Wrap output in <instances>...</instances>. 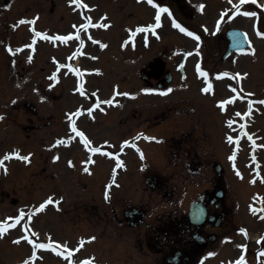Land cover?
Returning a JSON list of instances; mask_svg holds the SVG:
<instances>
[{"label":"rangeland","instance_id":"rangeland-1","mask_svg":"<svg viewBox=\"0 0 264 264\" xmlns=\"http://www.w3.org/2000/svg\"><path fill=\"white\" fill-rule=\"evenodd\" d=\"M7 1L0 0V117H3V119H0V159H3L6 154L11 155L14 152H18L20 156L22 154L29 156V161L25 162L17 158H13L14 160H4V164L8 163V166L0 169V220L4 222V226L15 225L17 223L16 218L20 216L21 212L24 213L23 218L19 220L13 231H11V227V230L10 228L6 230H10V234L0 236V264H16L19 260L29 255V249L31 248V245L28 244L29 242L27 243V240L20 239V243L17 244L14 243L16 238L27 236L33 241L30 232L43 230L44 232H52V237L56 239L72 238L75 240L77 234L72 233V230H69L66 226L73 228L79 224L86 228L80 229L83 231L82 234L101 233L100 228L104 233L105 231L107 233L100 234L101 243L94 241L92 244H87L85 248L89 251L97 253L101 247L105 249L107 242H110L111 239L119 247L120 255H130L133 261L141 263L142 259L138 260L137 258V256H140V252L137 248H134L129 235L134 229L126 224L123 226L119 225L120 229H123L122 232L126 234L121 238H116L113 235L115 232L111 231V228L117 223L110 220L109 207L94 206V202L102 201L101 196L102 199H105L106 190L109 193V199H111L114 191L110 189L116 188L117 192L115 191V193L121 203L118 207L124 206L122 200L126 197L133 199V201H148L150 205L156 206L160 203L157 201L162 200L163 193L165 191L169 192L173 187V181H169L171 184H167V186H163L164 182H160L153 189H144L145 186L142 189L144 185V172L141 171L145 170V174H147L156 170L162 173L161 177L174 178L173 174L177 173V168L168 163V152L164 151V156L159 155L157 145L149 144V142L143 143V140L139 142L134 141L138 150L144 155V158H139L134 149L127 148L123 144L132 141L133 137L140 133L142 129L146 130L145 126L147 122L144 121V118L146 116L152 117V113L158 110L154 106L165 108L162 103L164 106H169L179 101L186 106L194 107L198 124L209 130V142L207 145L209 159H218L223 162L226 167V174L231 173L224 159L229 151V147H227V143L224 140L227 129L223 123L227 116V111H218L215 106V100L228 96L231 87H236L244 93L243 84H245L246 92L251 94H248L251 99L257 97L258 94L264 95V44L260 43L261 45L257 48H252L251 46L250 54L235 53L223 62H220L217 57L219 63H216L215 57L209 56L205 65L209 68V71L211 70L209 84L215 83V85L213 84L215 90L212 93L210 91L206 96L201 94L200 90H197L202 82L197 83L195 81L191 61L185 64L181 72H177V69H175L174 74L178 75V78L188 79L193 86L189 85L188 88L181 89L177 84H172L177 91L164 95L150 94L147 96L137 91L136 93L127 95L113 96L111 90L122 92L121 88L137 89L144 85L138 76L139 68L153 54L152 52L158 49L157 44L154 45V43L150 42L151 47L149 48L148 45L144 46L143 43H140V40H137L133 44L129 43L130 45L128 46L124 43L118 47L116 46L117 43H121L119 38L123 36L121 40H125L128 35L125 30H118L120 22L123 23L124 27H128L130 23L138 19L137 17L143 16V13L136 5L137 17L131 18L128 15L129 13L126 14L125 11L120 10L116 6L115 0H97L98 8L106 11L111 18V22L113 23L111 28L113 30L97 31L95 32V36L109 39L113 46L110 48L111 50L100 48L101 51L98 47L88 43L81 52L73 47V44L78 43L77 40L71 42L69 47L61 48L59 46L58 48H53L43 36L34 35L29 24L20 25L18 23L21 19L29 20L35 17L38 18L36 19L38 28L47 30L55 28L61 30V32L68 31L65 33L67 34L72 32V28L69 30L66 28V21L70 19L72 24H75L81 20L77 13L64 14L63 20H60L58 15L45 14L48 11V2H45V0H14L10 7H7ZM58 1L59 3L55 7V10L58 11L66 8L63 0ZM91 2L94 3L93 0ZM31 4L32 7H28ZM123 4V7L126 9L129 4L128 0H125ZM25 6L31 12L24 13L21 8ZM221 6L224 9L229 8L224 1L221 4L214 2L211 9L209 7V13L214 12L213 15H216L218 8ZM249 7H252V5H249ZM36 10L39 12L37 13ZM143 10L144 15L149 13L148 9L143 8ZM235 11L242 14L245 12L253 13L252 10L245 7L235 9ZM95 18L96 16H93V19ZM241 23L247 25L248 29H251V21L247 24ZM164 28L163 32L165 33L167 30H170L168 27ZM249 32L254 44L256 38L251 30ZM167 36V38H171L169 35ZM34 38L38 39V44L35 48V53L31 55L29 53L31 51L29 45ZM172 38L175 40V43L179 41V36L177 35H174ZM107 43L104 42V46ZM18 48L21 51L16 52L15 50ZM122 48H125L126 51L120 52ZM214 48L209 47L213 51ZM127 51L128 55L126 57ZM79 52H81L79 54L81 66L83 68L98 69L100 71L98 77L87 80L88 76H83L84 78L77 82L71 73L64 74L62 71L57 78L59 83L53 88L47 77L52 68L48 58L52 55L62 61L72 62L74 57H76V53ZM131 58L132 62L128 61ZM217 70H225L228 73L224 77L217 74L215 78L214 72ZM71 72L77 73L75 71ZM237 74L240 75L237 77ZM83 79L86 80L84 81ZM83 81L84 88L87 85V89L95 93V95L85 92L88 95V98H85V96L77 92V89H80L79 87H83ZM188 90H193V93ZM111 98L117 101L116 106H113L114 103L112 102L106 105L98 102L100 99ZM91 100L92 102L97 101L93 105L99 104L97 109L101 112H97L98 119L94 123V126L87 125L90 120H86L82 115L79 116L81 118H79V121L82 122L81 126H85L86 131L93 133V137L97 141L106 140L102 143L104 146L115 152L118 150L126 151L123 155L126 167L118 171L116 182H113L114 188L113 186L108 188L110 184L102 187L104 180L98 185V181L104 175L99 168L114 166L113 161L109 160L107 162L105 158L101 159L99 161L100 167L96 169L97 176H88L82 169L86 154L82 151L79 144L59 145L51 149L52 140L67 133V131L63 133L64 126H62V120L69 112V109L82 108L81 113L87 111L89 110L87 107L91 104ZM102 112L105 114L103 115ZM33 113L38 117L35 118L32 115ZM130 118L131 121L129 120ZM184 118L189 120L186 114L180 118L171 117L170 115L167 122L170 125L174 121L180 122ZM253 120V125L252 127L250 125V128L260 138L261 142L258 141V143L264 144V104L257 110ZM75 126L81 127L79 125ZM128 126L132 130L129 134L134 136H129L116 142V140L124 136L125 133L123 132H125ZM207 129H202L203 134ZM148 133L150 134L149 131H147ZM93 145H99V143H93ZM126 146L130 147V143ZM263 154L264 151H259L260 158ZM149 165H152V169L150 170L147 169ZM5 168L8 171H5ZM262 173L264 174V171ZM83 183L86 184L84 185ZM232 183L234 185H232V188L229 187L230 191H227L225 197L226 203L231 209L227 219L230 220L232 218L235 224L237 223L238 225L241 222L244 225H248L251 230L250 235L252 239L260 235L264 236V234H258L264 231V222H256L254 219L249 218L243 212L245 208L242 205L254 191L260 190L264 193V186H258V182L253 185L252 181L251 184L249 181L235 184L234 179ZM83 185L86 186V189L82 187ZM101 189L104 191L101 192ZM2 191H8L12 196L17 198L16 204H12L9 198L2 195ZM48 193H56V198H63L62 205L59 207L47 206L49 208L43 209L41 213H33V207L44 199ZM171 198H173V195H171ZM231 198L235 199V204L238 206L236 213L234 208L228 203L231 202ZM57 207L59 208L58 211L56 210ZM166 208L173 207L166 206ZM155 209H158V207H155ZM19 224L20 227L18 226ZM226 231L224 230V232ZM233 231L229 235L225 234L222 241L211 245V248L215 251L213 255L209 256V264H230L229 260L234 259L241 253V244L238 240L241 235ZM39 235L42 238L38 241L34 240L35 244L43 240L44 234ZM103 240L107 242H102ZM252 246L254 249L255 246L253 244ZM105 250L102 259L105 260L106 264H129L127 259L119 257L115 253V250L108 251V248ZM251 254H253V251ZM251 257L250 255L249 260L246 258L244 264L254 263L250 260ZM42 259L44 260L38 264H63L64 262L51 257L50 253L42 254ZM205 264H208V262Z\"/></svg>","mask_w":264,"mask_h":264},{"label":"flooded vegetation","instance_id":"flooded-vegetation-1","mask_svg":"<svg viewBox=\"0 0 264 264\" xmlns=\"http://www.w3.org/2000/svg\"><path fill=\"white\" fill-rule=\"evenodd\" d=\"M174 1L179 11L193 15L194 9L188 0ZM183 24L190 27L188 23ZM205 40L215 46L217 51H220L216 56L221 57L227 44L224 33H217L214 36L205 35ZM165 70V61L159 58L147 60L141 70L142 77L145 79L144 90L148 93L166 90L168 82H166ZM168 111L157 110L153 115L155 117L153 120L144 119L148 122V128L154 130L160 127V124L164 127L163 123ZM188 126L190 128L183 130L179 136L164 134L149 137L151 142L158 144L159 155L163 156L164 151L168 152V163L177 168V173L173 174L174 178H164L161 177V172H154L156 173L155 185H159L160 182L167 183V180L174 182V198H167L169 197L167 191L162 195L164 204L173 205L174 209H166L163 206L157 212L156 220L152 222H145V218H150L142 217L141 213L127 219L133 223L132 226L146 225L150 227L152 225V231L147 230L144 234H140L142 240L151 246L154 245V241L151 240L150 234H157V237L165 240V234L169 232L168 228L173 229L176 258L167 262L164 250L160 255V264H195L202 255L209 254V238L213 237L212 234H220L221 231L214 230L222 227V225L215 224L216 218L211 215L220 210L227 211L224 198H217L215 192L209 191V152L197 149L195 144L201 140L200 136H194L197 126H192V124ZM188 141L192 143L190 147L186 145ZM147 169L150 170L152 167L148 166ZM150 174L152 173L148 172L147 175ZM165 183L163 186H166ZM119 201L117 196L107 200L110 214L117 220L121 214H123L124 221L126 220L124 212L127 209L133 207L144 209L142 208L144 205L140 201L129 203L130 200H122L124 206L118 207L121 205ZM191 205L193 209L189 215ZM210 216L211 218H209ZM158 242L163 243L161 240Z\"/></svg>","mask_w":264,"mask_h":264},{"label":"snow or ice","instance_id":"snow-or-ice-1","mask_svg":"<svg viewBox=\"0 0 264 264\" xmlns=\"http://www.w3.org/2000/svg\"><path fill=\"white\" fill-rule=\"evenodd\" d=\"M72 2H73V3H76L77 5L80 4V0H72ZM152 2H153V0H148V3L151 4ZM247 2H248V0H240V3H241V4H244V3H247ZM251 2L254 4V3H256V0H251ZM201 7H202V6H201ZM237 7H238V6H237ZM165 12H168V9L163 8V7L159 8V10H158V12H157V14H156V16H155V21H156L155 25H149L147 28H143V27H142V28L137 29V31L145 32V31H148V30H153V34H155V33H154V28H158V27L161 26V24H160L161 13H165ZM169 14H170V13H169ZM243 14H244V15H247V16H254V15H255V13H249V12H245V13H243ZM36 19H38V18H35V19L31 20V21H26V20H24V19H21L18 23H19L20 25H23V24H25V23H28V24H34V23L36 22ZM94 26H97V25H94ZM100 26H103V27H105V28L108 27L107 24L100 25ZM173 26H174V27H177V28H180V30H181L182 32L186 31L184 28H181L180 25L177 24L175 21H173ZM74 27H75V26H74ZM84 27H86V26H85V25H81V28H84ZM35 34H36V36H43L44 39H60L61 41H67L68 39H72V38H73L72 36H64V37H55V38H53V37H49V36H47L46 34H41V33H39V32H36ZM187 35H189V36H193L194 34L191 33V32H187ZM261 35H264V34H261ZM195 39L198 40L199 37H195ZM15 51H16V52H19V51H21V49L18 48V49H16ZM189 55H191V53H189ZM29 59H30V58H29ZM59 67H64V65H59ZM201 75H207V73H203V72H202ZM225 75H227V74L225 73ZM239 75H240V74H237V77H238ZM245 75H247V74H245ZM53 78H54V77H53ZM210 89H211V85H209L207 88H204L203 91L208 92V91H210ZM169 91H171V89H169ZM233 91L235 92L236 89H233ZM81 94H83V92H81ZM93 95H95V93H93ZM124 95H127V94H124ZM249 95H251V94H249ZM231 102H232V101H226V102H224V103H231ZM13 103H15V101H13ZM103 103H111V101H104ZM258 103H260V104H264V101H259ZM98 106H99V104L95 105L94 107H98ZM221 107H223V104L221 105ZM249 107L251 108V105H250ZM88 111L91 112L92 109H89ZM79 114H80V113L77 112V113H74V114H72V115L74 116V115H79ZM247 114H250V113H247ZM236 115H237V116H240L241 114H240V113H236ZM0 119H3V117H0ZM69 119H71V116L69 117ZM232 123H233V121H229V122H228L229 127H231ZM72 130H73L74 132H76V135H77V136H80V137H83V136H84V134H83L82 132H79V131L76 130L75 122H74V121H73V123H72ZM150 139H155V138H150ZM249 139H251V137H249ZM228 141H229L230 143L234 142L232 137H228ZM235 142L238 143V140L235 141ZM64 143H66V141H64V140H58V141H57V144H58V145H59V144H64ZM84 143H85V144H89L90 142L85 138V139H84ZM92 151H93V152H99L100 149H98V148H93ZM13 157H15V158H17V159L24 160L25 162H28V161H29V156H20V154H19L18 152H14V153L11 154V155H7V154H6V155L3 157V159H0V167H3V165H4V160H9V159H12ZM57 159H58V157H57ZM232 159H234V156L232 157ZM70 163H71V162H70ZM118 166H119V165H118ZM5 171H7L6 168H5ZM85 171H87V168L85 169ZM237 175H240L239 172H237ZM113 182H114V181H113ZM253 182H254V181H253ZM110 187H111V185L108 186V188H110ZM109 198H110V197H109V193H108V191L106 190V192H105V199L108 200ZM52 203H59V201H53L52 198H49L48 201H46L44 204H41V205H40V208L37 209V211H42V210L46 207L47 204H52ZM23 216H24V213L21 212V213H20V216H18V217L16 218L17 223L19 222L20 219L23 218ZM7 227H15V225L0 226V236H2V235L4 234V232L7 230ZM241 231L243 232L244 230H241ZM21 239L27 240L29 243H33V241L30 240L27 236H23V237H21ZM94 240H95V237H91V238H90V241H94ZM14 243L19 244V243H20V240L18 239V240H16V241H14ZM83 243H84V242L81 241V246H83ZM35 247H36V248H42V249H43V248H53V245H52V244H35ZM53 250H55V249L53 248ZM260 255H264V252H261ZM25 264H27V261L25 262ZM82 264H90V262H89V261H84V262H82ZM237 264H244V258L241 257L240 260L237 261Z\"/></svg>","mask_w":264,"mask_h":264}]
</instances>
